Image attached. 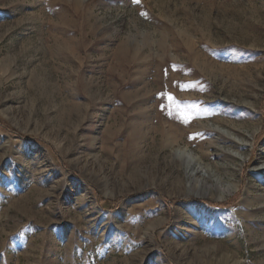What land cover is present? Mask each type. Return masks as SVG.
Here are the masks:
<instances>
[{
  "label": "rangeland",
  "instance_id": "1",
  "mask_svg": "<svg viewBox=\"0 0 264 264\" xmlns=\"http://www.w3.org/2000/svg\"><path fill=\"white\" fill-rule=\"evenodd\" d=\"M0 264H264V0H0Z\"/></svg>",
  "mask_w": 264,
  "mask_h": 264
},
{
  "label": "bare ground",
  "instance_id": "2",
  "mask_svg": "<svg viewBox=\"0 0 264 264\" xmlns=\"http://www.w3.org/2000/svg\"><path fill=\"white\" fill-rule=\"evenodd\" d=\"M177 155L178 156H183V157H185L187 160H188V164H192V162L194 161V163H195V158L192 156V154L191 153H189V152H187L186 150H184V149H182V150H178L177 151Z\"/></svg>",
  "mask_w": 264,
  "mask_h": 264
},
{
  "label": "snow or ice",
  "instance_id": "3",
  "mask_svg": "<svg viewBox=\"0 0 264 264\" xmlns=\"http://www.w3.org/2000/svg\"><path fill=\"white\" fill-rule=\"evenodd\" d=\"M136 2H138V0H136Z\"/></svg>",
  "mask_w": 264,
  "mask_h": 264
}]
</instances>
